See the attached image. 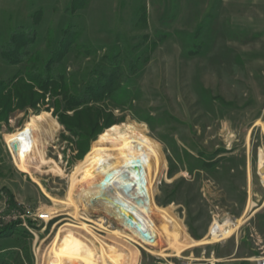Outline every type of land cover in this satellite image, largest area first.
Wrapping results in <instances>:
<instances>
[{
  "label": "rangeland",
  "instance_id": "374dc122",
  "mask_svg": "<svg viewBox=\"0 0 264 264\" xmlns=\"http://www.w3.org/2000/svg\"><path fill=\"white\" fill-rule=\"evenodd\" d=\"M81 2L75 7L79 0H0V53L19 44L20 54L27 51L19 64H9L0 54V81L7 83L33 65L44 72L65 33L73 44L53 71L74 89L99 65L117 62L127 78L121 85L126 94L116 93L121 105L106 100L103 108L112 112V126L130 122L133 141L123 157L119 147L107 148L114 147L123 169L122 163L128 164L131 173L124 170L160 236L188 246L233 229L219 221L240 225L224 242L177 252L164 250L163 242L137 239L138 257L126 264L192 259L228 264L240 258L242 264H254L264 256V0ZM32 56L36 60L30 61ZM51 107L48 97L0 122V228L16 224L13 236L0 239V264H40L48 258L86 264L74 245L85 235L83 219L73 198L68 208L63 199L73 169L80 167L72 180L89 172L83 159L105 129L79 157L77 139L64 131ZM41 112L58 123L56 133V125L49 129L45 121L36 126L33 115ZM19 134L28 140L23 156L10 147ZM38 157L56 162L60 175L33 172L30 166L36 168ZM82 213L87 225L95 227L104 218L103 227L118 229L103 214ZM138 232L147 233L142 225ZM96 233L118 251L126 249L117 237Z\"/></svg>",
  "mask_w": 264,
  "mask_h": 264
},
{
  "label": "trees",
  "instance_id": "16d2710c",
  "mask_svg": "<svg viewBox=\"0 0 264 264\" xmlns=\"http://www.w3.org/2000/svg\"><path fill=\"white\" fill-rule=\"evenodd\" d=\"M79 1L80 4H76L75 7L81 6L83 0ZM16 38L18 39L20 36L17 35ZM72 44L73 40L71 41L66 33L63 34L57 47L52 50L51 57L45 62L44 72H39L33 65L26 68L24 73L16 74L7 83L0 81V122L6 121L9 115L16 111L21 112L28 108L35 109L37 104H44L45 99L49 97L52 99V113L57 117L59 124L65 132L77 139L79 157L85 154L84 147L103 129L105 130L92 142L88 153L97 154L112 144L117 148L119 147L120 157H123L126 146L133 141L130 122L112 126L116 123L113 114L103 108V103L106 100H112L115 102V106L121 105V100H115V97L116 93L119 92L123 93V96L126 94L127 87H124L125 84L121 86L123 82H127L125 72L118 67L117 62L109 59L105 65H99L91 72L89 79L83 82L81 87L74 89L72 82L67 81L62 74L53 71L57 65L62 63ZM19 52L20 44L13 50H2L0 54L4 61L9 64H19L24 61L27 51H23L22 54ZM33 59L36 60L35 56H32L30 61ZM128 69L131 71L134 66L129 64ZM48 114V112H41L38 115H33L36 126L42 124L41 121H45L44 125L49 129L56 125L54 129V133H56L59 125L57 122L55 124L53 117L51 118ZM27 124L28 119L25 122V127ZM27 145L28 140L23 134H19L10 142L13 153L20 156L25 155ZM88 153L83 162L86 159L92 160L94 158ZM33 165H36V168L30 166V169L35 173L60 175L55 172V169L60 167L51 159L38 157ZM122 165L130 174L128 164L124 161ZM75 168L71 174L74 173ZM84 168L89 170L87 165ZM15 227L16 224L0 228V239L13 236ZM72 251L75 252V250ZM5 254L11 253L6 252ZM45 255L48 258L47 253ZM40 264H68V260L60 259L50 262L48 258L45 263L41 259Z\"/></svg>",
  "mask_w": 264,
  "mask_h": 264
},
{
  "label": "bare ground",
  "instance_id": "6f19581e",
  "mask_svg": "<svg viewBox=\"0 0 264 264\" xmlns=\"http://www.w3.org/2000/svg\"><path fill=\"white\" fill-rule=\"evenodd\" d=\"M83 165L89 167V172L72 180L80 170V167L76 166L74 173L71 175L68 193L63 200L68 208L70 200L73 198L75 201V212L83 219L81 229L86 236L82 234L74 240V245L82 252L86 264H89L91 260H96V264H126L134 262L139 254L136 248L137 239L144 242L153 241L158 245L163 242L166 245L164 250L172 249L177 252L187 250L189 247L224 242L233 237L240 227V225L229 220H218L220 224H227L233 229L225 236L211 241L188 246L172 244L160 236L139 188L121 167L114 147L102 150L93 160L86 159ZM89 210L103 214L105 218H111L118 225V229L108 230V228L103 227L104 218L98 219L95 227L85 224L83 221L86 222V218L83 217L85 214L83 215L82 211ZM254 212L255 210L252 209L251 215ZM140 225L146 232L148 230L153 232L139 233ZM151 227L153 228L150 229ZM100 231H105L109 235L117 237L118 240L126 244V249L118 251L107 245L96 233ZM215 231L217 230L213 228L212 232L214 233ZM157 255H163V252H159ZM159 257L164 258V256Z\"/></svg>",
  "mask_w": 264,
  "mask_h": 264
},
{
  "label": "built area",
  "instance_id": "2783aa9c",
  "mask_svg": "<svg viewBox=\"0 0 264 264\" xmlns=\"http://www.w3.org/2000/svg\"><path fill=\"white\" fill-rule=\"evenodd\" d=\"M47 217L46 216H40L41 220H45ZM166 264H213V262L209 260H197V259H192V260H184V261H176V262H166ZM254 264H264V256L259 257L254 260Z\"/></svg>",
  "mask_w": 264,
  "mask_h": 264
},
{
  "label": "crops",
  "instance_id": "0c3cea01",
  "mask_svg": "<svg viewBox=\"0 0 264 264\" xmlns=\"http://www.w3.org/2000/svg\"><path fill=\"white\" fill-rule=\"evenodd\" d=\"M221 243V242H220ZM238 250L237 248L235 249V251ZM218 259V260H217ZM216 260L217 261H220L221 259L217 258ZM214 260V261H216ZM243 260L242 258L240 259H235V260H231L228 264H242L243 263Z\"/></svg>",
  "mask_w": 264,
  "mask_h": 264
}]
</instances>
